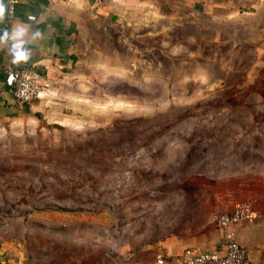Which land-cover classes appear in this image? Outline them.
Here are the masks:
<instances>
[{
    "label": "rangeland",
    "instance_id": "rangeland-1",
    "mask_svg": "<svg viewBox=\"0 0 264 264\" xmlns=\"http://www.w3.org/2000/svg\"><path fill=\"white\" fill-rule=\"evenodd\" d=\"M114 1L93 61L0 124V251L15 252L5 264H153L171 243L204 250L220 156L264 145L225 137L264 131V96L234 90L240 69L219 74L207 41L219 0Z\"/></svg>",
    "mask_w": 264,
    "mask_h": 264
},
{
    "label": "crops",
    "instance_id": "crops-1",
    "mask_svg": "<svg viewBox=\"0 0 264 264\" xmlns=\"http://www.w3.org/2000/svg\"><path fill=\"white\" fill-rule=\"evenodd\" d=\"M4 2L7 5V0ZM219 2L221 6L217 19L214 16L210 18L215 22L213 27L208 29L207 39L213 43V47L218 44L221 54L218 59L221 63L216 67L219 74H222L221 69L225 68L223 75L232 81V77H237L240 69L243 79H240L239 83L237 79V83L232 81V84H236L231 85L235 87L234 90L257 92L264 96V0ZM110 7H115L114 0H19L13 23L17 20L24 21L32 26L33 31L39 30L42 37L27 45L31 49V58L26 63L12 64L7 50L0 47V67H31L51 83L64 81L67 77L66 71H77L83 67L85 61H93L95 56L91 53L89 45H93L97 40L100 23L105 21L107 29L113 24V13L108 10ZM12 24H8L5 15L4 19L0 20V30L10 29ZM204 46L209 48L210 45L208 43ZM84 54H88L86 58ZM231 60H235V66L230 64ZM73 74L79 75L78 72ZM37 102L41 104L42 100L38 99ZM37 102L26 104L17 101L12 93L10 79L0 72V124L5 119H15L29 113L32 106H37ZM234 103L233 107L236 108L248 105L238 101ZM261 104H264V100L255 102L258 107L263 106ZM234 136L237 137L227 133L225 135L228 140H264V131L235 133ZM250 144L248 145L255 147L245 149L242 142L237 143L233 148L235 152L230 155L231 159L220 156L221 166L216 174L212 175L211 181L214 198L211 202L207 201L208 209H205L207 213L211 211L214 232L211 244L204 250L221 249L230 237H234L246 251L250 264H264V145ZM238 151L242 156L237 155ZM244 198L254 200L261 215L258 220L218 228L215 215L231 211L236 201ZM168 246L167 253L170 255L203 250L188 249L187 246L182 247L175 243ZM12 254L15 252L5 253L7 256Z\"/></svg>",
    "mask_w": 264,
    "mask_h": 264
},
{
    "label": "built area",
    "instance_id": "built-area-1",
    "mask_svg": "<svg viewBox=\"0 0 264 264\" xmlns=\"http://www.w3.org/2000/svg\"><path fill=\"white\" fill-rule=\"evenodd\" d=\"M18 2L19 0H7V7L10 11L6 14V20L9 25L15 19ZM0 72L10 79L12 93L21 103L39 99L50 85L47 79L31 67L9 65L0 67ZM260 216L253 201L242 200L237 202L231 211L217 213L215 223L218 228H226L237 224L253 223ZM5 263L6 260L0 258V264ZM153 264H250V262L244 248L234 237H230L221 249L188 251L175 255L159 252Z\"/></svg>",
    "mask_w": 264,
    "mask_h": 264
},
{
    "label": "clouds",
    "instance_id": "clouds-1",
    "mask_svg": "<svg viewBox=\"0 0 264 264\" xmlns=\"http://www.w3.org/2000/svg\"><path fill=\"white\" fill-rule=\"evenodd\" d=\"M10 11L4 0H0V20ZM39 30H32V26L24 21L17 20L10 29L0 30V47L7 50L12 64L28 62L31 58V49L27 45L41 39Z\"/></svg>",
    "mask_w": 264,
    "mask_h": 264
},
{
    "label": "trees",
    "instance_id": "trees-1",
    "mask_svg": "<svg viewBox=\"0 0 264 264\" xmlns=\"http://www.w3.org/2000/svg\"><path fill=\"white\" fill-rule=\"evenodd\" d=\"M33 70L37 72L36 69L33 68ZM33 101H34V100H33ZM30 102H31V101H30ZM26 104H29V102H27ZM0 248H1V244H0ZM8 257H9V256L5 255V253H1V255H0V258H1V259H4V260H8V259H9Z\"/></svg>",
    "mask_w": 264,
    "mask_h": 264
}]
</instances>
